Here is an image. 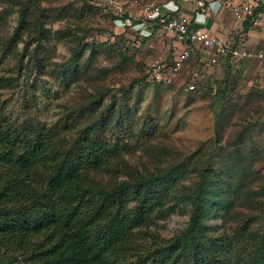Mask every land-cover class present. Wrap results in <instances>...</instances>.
Segmentation results:
<instances>
[{"label":"trees","instance_id":"16d2710c","mask_svg":"<svg viewBox=\"0 0 264 264\" xmlns=\"http://www.w3.org/2000/svg\"><path fill=\"white\" fill-rule=\"evenodd\" d=\"M7 1L17 19L11 33L0 36V52L15 59L10 71L27 81V75L43 70V45L63 31L45 27L48 14L41 0ZM98 9L81 0L72 11ZM193 17L194 12L190 23ZM240 24L247 32L248 22ZM74 42V50L60 64V78L66 83L85 75L95 47L80 36ZM230 42L231 48L240 44L236 38ZM97 45L116 47L108 40ZM119 46L118 57L127 60L128 46ZM85 47L89 53L83 58ZM233 64L222 58L217 84L207 86L216 127L227 116L224 110L237 105L230 98L237 78ZM15 79L0 75V90ZM104 94L101 90L81 96L54 124L25 113L12 116L6 101L0 100V264H264V222L258 227L251 211L259 206L257 197L264 196V186L252 187L250 176L261 154L248 132L257 116L226 141L228 161L222 170L195 163L190 169L194 179L178 183L187 157L145 171L127 163L122 156L124 134L108 130L127 120V100L122 95L121 104L109 102L100 108ZM30 101L23 98L20 109L28 111ZM96 170L105 179L97 178ZM235 205L241 208L233 209ZM175 208L187 211L182 228L168 238L148 229L151 214ZM212 218L220 221L208 223Z\"/></svg>","mask_w":264,"mask_h":264},{"label":"rangeland","instance_id":"374dc122","mask_svg":"<svg viewBox=\"0 0 264 264\" xmlns=\"http://www.w3.org/2000/svg\"><path fill=\"white\" fill-rule=\"evenodd\" d=\"M115 1L134 9L146 0ZM162 1L166 3L170 0ZM80 3L81 0L40 1L48 14L45 27L51 32L63 31L61 37L53 36L43 45L45 65L41 73L29 74L25 81L21 73L10 71L15 59L0 52V75L9 74L17 78L12 86L0 90V100L6 101L9 114L19 117L24 113L30 114L40 122L54 124L59 116L67 112V107L79 102L80 97L88 93L105 91L100 108L109 102L121 104V96L124 95L128 107L127 120L118 127L112 125L108 129L124 134L126 150L122 156L128 164L141 171L153 170L157 166H166L176 158L187 157L186 170L176 178L178 183L194 179L190 169L195 163L196 166L209 163L217 172L222 170L228 161L227 154H224L226 141L232 140L243 124L257 116V123L248 132L254 145L261 149V154L252 163L250 176L252 187L264 186V62L249 60L247 66L237 65V78L230 92V98L237 105L224 110L227 116H223L216 127L214 105H211L212 90L209 92L207 86L212 89L213 84H217V65L200 64L198 52L194 50L175 74L168 75L169 81H155L150 77V70L155 64L170 66L172 39L160 28L150 36L143 35L144 38L128 33L119 35L124 31L114 25L110 10L99 6L96 11L79 10L74 13L72 8H78ZM8 4L9 1L0 0V12L3 14L0 20L1 37L11 33L17 19L16 9L9 8ZM61 6L67 9H61ZM193 7L191 3L179 13L189 19ZM207 20L211 32L221 39L225 37L231 41L236 38L240 45L248 48L264 47V34L252 28L244 33L240 30V22L226 9H221ZM76 36H80L83 42H93V57L84 67L85 75L66 83L60 78V64L74 50ZM107 40L116 44L113 50L97 45ZM119 45L128 46L127 60L118 57L116 51ZM20 47L18 42L17 48ZM88 53L89 48L85 47L81 56L86 58ZM191 81L194 88L184 89L185 83ZM23 98L29 101L34 98L26 112L20 109ZM216 108L215 105V111ZM229 156L231 158L232 154ZM94 174L105 179V175L98 170ZM257 201L259 206L251 211L257 215L254 223L259 227L264 222V196L257 197ZM237 208L241 207H233ZM186 220L187 211L175 208L151 214L147 227L159 237L168 238L182 228ZM219 221L220 218H212L207 222ZM231 222L229 219L227 224Z\"/></svg>","mask_w":264,"mask_h":264},{"label":"built area","instance_id":"2783aa9c","mask_svg":"<svg viewBox=\"0 0 264 264\" xmlns=\"http://www.w3.org/2000/svg\"><path fill=\"white\" fill-rule=\"evenodd\" d=\"M88 1L110 10L112 22L125 33L149 35L160 28L172 39L170 66L155 64L150 70V77L155 81H169L168 75L175 74L194 50L198 52L199 63L204 66L219 65L224 57L231 59L234 68L239 64L242 67L248 60L264 62V47L248 49L238 44L231 48L232 42L227 38L221 39L200 25L205 18H213L221 9H226L239 22L247 21L249 28L264 34V0H170L166 3L146 0L134 9L115 0ZM182 2L194 6L191 23L190 18L179 13L187 8ZM194 86L193 81L186 82L184 89L190 90Z\"/></svg>","mask_w":264,"mask_h":264},{"label":"crops","instance_id":"0c3cea01","mask_svg":"<svg viewBox=\"0 0 264 264\" xmlns=\"http://www.w3.org/2000/svg\"><path fill=\"white\" fill-rule=\"evenodd\" d=\"M182 3H185V2H182ZM184 5H186L187 7L190 6L191 4L190 3H185ZM200 25L203 26L204 28H207L209 29L210 31H212V29L210 28V24L208 21H203V22H200Z\"/></svg>","mask_w":264,"mask_h":264}]
</instances>
